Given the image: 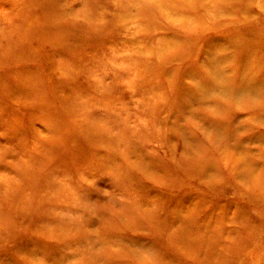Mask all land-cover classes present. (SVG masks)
I'll list each match as a JSON object with an SVG mask.
<instances>
[{
  "label": "rangeland",
  "instance_id": "374dc122",
  "mask_svg": "<svg viewBox=\"0 0 264 264\" xmlns=\"http://www.w3.org/2000/svg\"><path fill=\"white\" fill-rule=\"evenodd\" d=\"M57 1L0 0V264H264V0Z\"/></svg>",
  "mask_w": 264,
  "mask_h": 264
},
{
  "label": "bare ground",
  "instance_id": "6f19581e",
  "mask_svg": "<svg viewBox=\"0 0 264 264\" xmlns=\"http://www.w3.org/2000/svg\"><path fill=\"white\" fill-rule=\"evenodd\" d=\"M59 1V2H58ZM56 3L58 4V8H59V10H58V12L56 13V14H54L55 15V17H57V18H61V16L62 15H68V14H70V8H69V5H67V4H63V1L62 0H58ZM47 5V6H46ZM49 5H52V3H50V4H48V3H46V4H44V11H45V13L44 14H49V15H51L52 17H45L44 16V19L45 20H48V19H54L53 17H54V15H53V13H51V12H46V11H49L48 10V8H50L49 7ZM67 6H68V8H67ZM48 27H50V25H48ZM254 58H255V56H254ZM251 64V62L249 63V65ZM251 70H254V72H255V74H257V75H264V54H262V55H260V57L258 58V63L256 64V69H254L253 68V66L251 65L250 67H249V69H248V74H249V78H248V85H246V87H244V92L246 93V94H248L249 96H251V97H253V96H258V97H262V94L264 95V76L262 77V78H260V84L259 85H256L257 84V82H258V79H254L253 80V75L251 74ZM261 75V76H262ZM252 76V77H251ZM258 109H260V110H264V99L263 100H261V104L259 105V108ZM251 149V148H250ZM250 152H252L251 150H250ZM262 151H261V155H262ZM255 158H257V159H259L258 158V155L255 157ZM261 160V159H260ZM258 166L259 165H255L251 160L250 161H247V169H248V174H250V176L253 174V173H255V170H257L258 169ZM247 174V175H248ZM254 175V174H253ZM259 177H261L260 175H259ZM255 178V177H254ZM248 179V178H247ZM255 179H257V178H255ZM252 191L251 192H256L255 194H250V198H251V201H254L255 203L257 202V199H258V203L259 204H261V202L262 201H264V190H260V191H258L259 189L257 188V187H252V188H250ZM258 204V205H259ZM257 214H259L260 216L261 215H263L264 214V212L263 213H260L258 210H255V216L257 215ZM250 215H253L252 213H250V212H247L246 213V215L245 216H242V220L244 221V223H246V224H248L247 223V221H249L250 223H254V224H257V222L258 221H256V220H251V217H250ZM262 220V219H261ZM264 220V219H263ZM253 226V225H252ZM254 234L255 233H253V234H249V236H251L252 238H253V236H254ZM182 239V238H181ZM186 245V244H185ZM187 247H189V246H187ZM240 264V263H239ZM248 264H250V263H248Z\"/></svg>",
  "mask_w": 264,
  "mask_h": 264
}]
</instances>
